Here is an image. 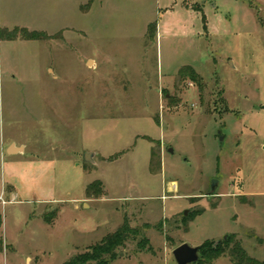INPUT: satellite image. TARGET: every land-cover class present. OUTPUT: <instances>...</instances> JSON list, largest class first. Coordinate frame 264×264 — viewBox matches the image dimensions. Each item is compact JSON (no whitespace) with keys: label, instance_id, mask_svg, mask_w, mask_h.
I'll use <instances>...</instances> for the list:
<instances>
[{"label":"rangeland","instance_id":"1","mask_svg":"<svg viewBox=\"0 0 264 264\" xmlns=\"http://www.w3.org/2000/svg\"><path fill=\"white\" fill-rule=\"evenodd\" d=\"M123 226L104 264L230 234L264 260V0H0V264H64Z\"/></svg>","mask_w":264,"mask_h":264},{"label":"trees","instance_id":"2","mask_svg":"<svg viewBox=\"0 0 264 264\" xmlns=\"http://www.w3.org/2000/svg\"><path fill=\"white\" fill-rule=\"evenodd\" d=\"M149 30H156V26H150ZM17 32H21L22 35L19 36ZM6 38H21L25 40H45L49 39L45 33L42 32H28L25 29H15L12 34L6 36ZM179 77L181 79H189L191 82L195 83L199 88L202 85L201 78L199 75L191 68L185 67L179 72ZM102 184L99 181L92 182L86 188L85 194L86 197L90 198L93 196L102 195ZM131 232L127 226H123L116 233L110 234L105 239L101 241L100 244L94 246L91 251L78 255L77 257L72 258L64 264H87L89 262H97V264H104V261L101 259L104 256H109L110 258L114 256V251L117 247L123 245L124 241L127 239V234ZM235 235H227L225 239L219 241H206L202 243L198 251V260L193 264H210L215 259H218L226 254L230 256V260L233 264H264V260H255L248 256L245 249L240 245V242L235 241Z\"/></svg>","mask_w":264,"mask_h":264},{"label":"water","instance_id":"3","mask_svg":"<svg viewBox=\"0 0 264 264\" xmlns=\"http://www.w3.org/2000/svg\"><path fill=\"white\" fill-rule=\"evenodd\" d=\"M92 154L85 155V162L92 163ZM215 187V182L212 183L211 190ZM186 214V213H185ZM226 238V236H225ZM224 238V239H225ZM199 247H189L186 244H181L173 251L172 255L176 264H193L198 260Z\"/></svg>","mask_w":264,"mask_h":264},{"label":"crops","instance_id":"4","mask_svg":"<svg viewBox=\"0 0 264 264\" xmlns=\"http://www.w3.org/2000/svg\"><path fill=\"white\" fill-rule=\"evenodd\" d=\"M163 25H165V22L156 25V29L159 30V32H163L165 30H163ZM48 70L50 71L51 74H54L53 70H50L48 68ZM5 153L10 157V156H19L22 155L24 156L25 153V146L24 145H17L15 142H10L9 145L4 149ZM13 192H14V188H13Z\"/></svg>","mask_w":264,"mask_h":264}]
</instances>
